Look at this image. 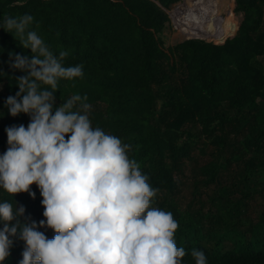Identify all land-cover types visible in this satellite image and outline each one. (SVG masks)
Segmentation results:
<instances>
[{"label": "trees", "instance_id": "trees-1", "mask_svg": "<svg viewBox=\"0 0 264 264\" xmlns=\"http://www.w3.org/2000/svg\"><path fill=\"white\" fill-rule=\"evenodd\" d=\"M179 1L0 0V21L32 15L28 30L54 54L68 51L66 67L83 65L82 77L59 81L55 105L87 96L92 126L130 145L129 157L158 189L152 206L178 221L183 264H195L193 249L208 264H264V0L188 1L176 17L208 23L165 46L161 35ZM218 22L222 33L213 38ZM16 54L31 51L0 29V154L5 128L30 123L4 108L24 75L10 67ZM30 191L34 198L12 199L0 190V200L25 209L21 222L39 223L42 197L35 184ZM11 239L4 264H19L24 242Z\"/></svg>", "mask_w": 264, "mask_h": 264}, {"label": "clouds", "instance_id": "clouds-1", "mask_svg": "<svg viewBox=\"0 0 264 264\" xmlns=\"http://www.w3.org/2000/svg\"><path fill=\"white\" fill-rule=\"evenodd\" d=\"M33 20L24 14L0 21V29L31 51L10 55V67L24 75L14 80L19 90L4 108L12 117L28 115L30 123L5 128L0 190L12 199L23 192L34 198L35 184L44 219L21 222L25 209L0 200V264L13 237L24 242L19 264H183L186 251L174 239L178 221L152 206L158 189L129 157L130 145L92 126L87 96L73 94L55 105L59 81L82 77L83 65L66 67L69 52L54 54L28 30ZM39 228L55 234L49 239ZM191 255L195 264H208L203 251Z\"/></svg>", "mask_w": 264, "mask_h": 264}, {"label": "rangeland", "instance_id": "rangeland-1", "mask_svg": "<svg viewBox=\"0 0 264 264\" xmlns=\"http://www.w3.org/2000/svg\"><path fill=\"white\" fill-rule=\"evenodd\" d=\"M188 1H192V0H180L176 6L170 11L169 13V17H170V22L169 24L166 26L164 32L162 33V39L165 43V46H174L180 42H182L185 39H188L189 37H192V35H189L187 33L188 32H193L192 31V26L196 23H208L206 21H198V22H189L187 20H179L176 17V13L179 11V7L183 6L186 4V2ZM228 4H227V8L226 11L224 13L221 14V16H216L214 18H221L224 14H226L227 11H229L228 9ZM230 7V6H229ZM212 18L211 21L214 19ZM187 21V22H186ZM221 22L214 24V29L209 33L211 34V36L214 38L216 34H221L222 33V28H221ZM187 30V31H186ZM206 40H210V39H206ZM212 41V39H211ZM257 206L255 207V211H259L260 204H256Z\"/></svg>", "mask_w": 264, "mask_h": 264}]
</instances>
